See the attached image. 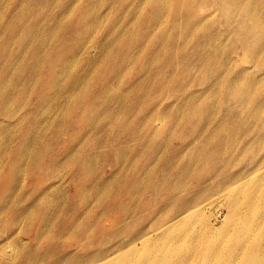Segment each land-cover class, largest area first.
Masks as SVG:
<instances>
[{
	"label": "rangeland",
	"instance_id": "1",
	"mask_svg": "<svg viewBox=\"0 0 264 264\" xmlns=\"http://www.w3.org/2000/svg\"><path fill=\"white\" fill-rule=\"evenodd\" d=\"M2 247L263 264L264 0H0Z\"/></svg>",
	"mask_w": 264,
	"mask_h": 264
},
{
	"label": "bare ground",
	"instance_id": "2",
	"mask_svg": "<svg viewBox=\"0 0 264 264\" xmlns=\"http://www.w3.org/2000/svg\"><path fill=\"white\" fill-rule=\"evenodd\" d=\"M249 11H250V8H247ZM237 86V85H236ZM235 87V86H234ZM246 88V87H245ZM243 89H244V87H243ZM242 88H241V91L239 92V94H243L244 93V91H246V93L248 92V88L247 89H244L243 90ZM249 93H250V90H249ZM249 93H248V96H249ZM251 93H253V91L251 92ZM254 94V93H253ZM253 94H251V95H253ZM247 95V94H246ZM254 96V95H253ZM252 96V97H253ZM239 176L240 175H238V176H234V175H232L231 177H229V181L225 184V186L223 187V190H222V196H224L225 194H226V192L227 191H231V192H234V189H237V188H240L241 187V185L242 184H244V181H245V178H239ZM230 189V190H229ZM209 203L208 202H206V203H204V205H202V206H196V207H193V208H188L187 207V210L185 211L184 210V212H182L181 214H179V215H177L176 217H175V219H174V223H173V225H177V224H179V223H181V222H186V221H188L187 219H185V217L187 216V215H189V212L190 211H193V213H198L203 207H205V206H207ZM192 205V204H191ZM191 205H189V207H191ZM183 215V216H182ZM182 216V217H181ZM181 217V218H180ZM178 218H180L179 220H177ZM188 240V238H185V239H180V241H187ZM128 245H130V244H128ZM7 254H8V250H4L3 249V247L1 248V256L0 257H6L7 256ZM7 258V257H6ZM7 259H9V258H7ZM264 264V263H263Z\"/></svg>",
	"mask_w": 264,
	"mask_h": 264
}]
</instances>
